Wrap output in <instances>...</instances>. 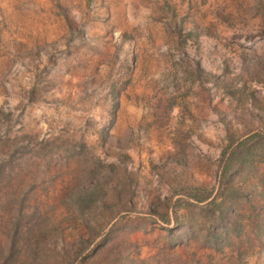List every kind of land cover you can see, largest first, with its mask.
Segmentation results:
<instances>
[{
	"label": "rangeland",
	"instance_id": "rangeland-1",
	"mask_svg": "<svg viewBox=\"0 0 264 264\" xmlns=\"http://www.w3.org/2000/svg\"><path fill=\"white\" fill-rule=\"evenodd\" d=\"M0 264H264V0H0Z\"/></svg>",
	"mask_w": 264,
	"mask_h": 264
},
{
	"label": "trees",
	"instance_id": "trees-1",
	"mask_svg": "<svg viewBox=\"0 0 264 264\" xmlns=\"http://www.w3.org/2000/svg\"><path fill=\"white\" fill-rule=\"evenodd\" d=\"M260 137L258 134L256 136ZM247 141L241 142L237 147L232 149L229 154L224 155L223 157V170H222V178H221V189L214 195L213 191H207V190H201L199 188L193 189V197L200 203L208 202L211 198L212 200L209 202V204L213 207H219V205H222L223 207V201L219 204V198H221L224 195V182L227 179V177L230 175L229 172L231 168L236 167L238 161H242L239 159V154H241V147L244 146V148L247 147Z\"/></svg>",
	"mask_w": 264,
	"mask_h": 264
}]
</instances>
